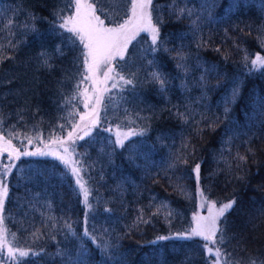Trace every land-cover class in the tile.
I'll return each instance as SVG.
<instances>
[{
    "label": "trees",
    "instance_id": "1",
    "mask_svg": "<svg viewBox=\"0 0 264 264\" xmlns=\"http://www.w3.org/2000/svg\"><path fill=\"white\" fill-rule=\"evenodd\" d=\"M154 4L159 6L156 15L164 18L161 36L171 50L155 54L156 67L169 81L166 91L162 93L157 84L148 82L153 66L147 60H137L140 72L134 93L112 89L109 94L117 95L119 107L116 103L101 107L103 125L75 145L82 161L91 166L85 175L92 178L89 200L93 208L86 228L102 238L101 243L112 245L104 254L84 238L86 264H208L204 249L199 247L201 240L179 236L190 228L198 205L192 173L196 163L201 165L200 184L210 199L236 200L225 214L228 236L232 237L226 245L228 250L245 256L243 247L247 253L264 258V115H257L264 100V69L250 72V62L246 68L244 52L233 43L236 40L247 50L250 59L257 53L264 55L257 39L264 35V0H175V7L193 10L191 17L185 14L179 19L169 10L173 0H154ZM61 8L69 13L73 10L67 7V0H0V46L12 57L0 63V113L4 135L16 125L11 130L20 135L12 142L21 151L44 147L41 141L48 142L50 134L66 137L72 127L69 120H80L79 115L69 116V112L73 108L77 113L84 112L79 97L61 107L73 93L74 60L82 51L69 44L64 33L53 34V24L59 23L54 14ZM193 21H197L198 30ZM26 24L34 25L36 31L26 29ZM105 24L110 26L111 21L105 20ZM201 37L208 44L197 47ZM9 40L17 46L8 47ZM139 43L145 46L147 41L141 37ZM58 44L64 49L63 56L55 54ZM41 51L52 54L51 70L41 66ZM177 51L186 57L187 72L176 66L173 57ZM205 67L213 70L207 74V86L202 87L199 82ZM69 76L73 78L67 79ZM234 83L239 84L240 94L225 114V100ZM119 96L127 97V103ZM125 108L135 124L128 123ZM177 111L191 115L187 124ZM202 115L211 120L219 118L214 130ZM60 124L66 128L61 129ZM118 124L123 130L140 126L147 132L125 141V147H117ZM197 128L203 131L197 133ZM26 136L31 137V143ZM185 142L189 145L186 149ZM176 154L187 156L188 163L168 168ZM238 156H247V160L241 161ZM16 165L7 178L5 225L10 233H16L14 243L18 247L43 251L38 259L22 258L23 264H68L70 258L75 259L81 241L69 236L65 225L71 224L83 237L84 206L75 195L74 179L55 159L22 158ZM20 168L25 179L20 178ZM176 184L187 195L181 194ZM160 201L168 203L173 215H152L155 208L149 205ZM106 207L111 211L105 212ZM139 209H144L150 222L137 228L133 225ZM37 231L39 238L32 235ZM160 236L169 239H157ZM58 251L64 255H57Z\"/></svg>",
    "mask_w": 264,
    "mask_h": 264
},
{
    "label": "snow or ice",
    "instance_id": "2",
    "mask_svg": "<svg viewBox=\"0 0 264 264\" xmlns=\"http://www.w3.org/2000/svg\"><path fill=\"white\" fill-rule=\"evenodd\" d=\"M106 2L108 6H105ZM173 5L169 6L170 12H174L179 19L181 16L187 14L189 17L193 15L192 9L177 8ZM67 7L74 9L68 15H63L64 8L59 9L54 15L59 23L53 24V34L62 35V32H57V29L63 32L70 33L68 37V43L74 48L79 47L82 51L75 57L74 66L76 68L73 76L76 78L75 87L70 97L64 99V105L70 104L79 97L83 103L84 112L77 113L74 108L69 112V116L79 115V122L69 120L71 124V130L67 131V136L62 137L60 135L50 134L48 142L45 143L44 149H38L37 151H21L20 148L13 144V139L19 137L18 132H13L11 129H15L16 125L13 124L8 131V135L3 134V114L0 113V156L7 154V160L9 163H4L0 160V264H23L22 258L29 257V255H36L30 249H24L18 247L14 241L16 239V233H10V230L5 225V201L9 197V183L8 176L13 172L14 168H17L16 161L20 160L22 156H51L53 159L58 160L60 164L64 166L65 173L70 174L75 181V187L78 192L75 195L82 197V203L86 209L85 218L87 221L88 214L93 208L92 202L89 197L93 194V187L90 184L92 179L90 176L85 175L89 172L91 166L87 165L86 161H82L80 153L76 151V142L83 140L85 136H91L92 129L100 123L99 113L101 107L105 109L111 103H116L119 107L116 94L111 93L112 89H118L119 92L132 91L139 83L138 76L140 68L137 65V60H147L148 65L153 66L154 70L149 72V83H155L158 85L159 90L163 93L166 91V86L169 83L167 77L160 71L159 67H156L155 54L161 50L170 52L171 50L166 47V41L161 36V26L163 25L164 18L161 15H156L159 8L154 4V0H67ZM103 17V18H102ZM119 17V19H117ZM199 17H197V20ZM105 20L111 21V25H106ZM9 21L8 27L11 26ZM194 27L198 30L197 21H193ZM26 29L36 31L34 25L26 24ZM243 31V29H241ZM141 33H147L150 38V45L146 48L140 49L138 54L129 52V45L136 39ZM261 47H264V35L257 37ZM77 41L79 44L77 45ZM234 45L242 52L244 66L247 68L250 62L251 69L260 70L264 69V55L257 53L255 58L250 59V54L247 50L240 47V44L234 40ZM208 41L203 40L201 37L197 41V47L206 46ZM8 47L15 48L17 46L12 40L8 41ZM3 47L0 46V63L4 59H11V56H7L3 52ZM217 52L221 50L215 49ZM55 54L64 55V49L61 45H57L55 48ZM149 54L153 58L149 59ZM177 61V68L184 72L188 71L187 65L184 63L186 57L182 52L177 51L175 57ZM225 58L227 54L225 53ZM52 59V54L47 51H41L39 53V62L42 67L49 70L53 65L49 62ZM123 61V63H120ZM211 68H204V72L200 77V86H207V74L212 71ZM72 79L73 77H66ZM111 84L109 86V82ZM131 86V87H125ZM186 87V85H184ZM62 94V93H61ZM240 94V88L238 83H234L231 95L225 100L224 112L227 114L230 111L229 105L235 102V99ZM135 98V97H134ZM109 103H105V101ZM120 101L127 103V97L119 96ZM125 118L128 119L129 124H135L136 121L131 119V113L127 108L124 109ZM140 119H145L136 114ZM176 115L187 124L191 115L184 112L177 111ZM258 116L264 115V100L260 102ZM20 119H23L21 116ZM63 119V117L61 118ZM202 119H208L202 115ZM219 118L216 120L208 119V127L214 130V127ZM199 125V121H195ZM61 129H65L64 124L59 125ZM112 131V129H108ZM203 131L201 128H197V133ZM83 132L81 135L80 133ZM147 132L146 128L136 127L128 128L126 131L121 128V125H116L115 129V145L117 147H125V141L129 140L133 136H144ZM29 143L32 142L31 137H25ZM112 143V141H110ZM183 147L186 149L189 147L185 142ZM252 150L249 149V152ZM86 155V154H85ZM191 155V153H189ZM241 161H246L247 156H238ZM131 159V156H130ZM188 158L182 154H176L168 164V168L175 169L180 164H187ZM21 173V179H25L23 176L24 170L18 169ZM192 173L195 174L196 179V195L200 198L201 203L199 207L207 209V215L201 216L198 212L193 214V226L186 230L184 233H180L179 236L182 239L192 240L199 238L204 243L199 245L205 252V256L213 257L208 264H264V258L252 255L246 252V249L241 247V251L245 252V256H239L232 251H229L226 245L230 243L232 237L228 236V222L226 213L229 212L236 203L235 198L227 201H216L210 199L207 194V189L200 184L201 180V165L196 163L192 168ZM45 173H38V175H44ZM103 177H101L102 179ZM171 180V177H169ZM176 189L184 195H187L186 190L176 184ZM153 201H156V197L153 196ZM150 208L154 207L155 211L152 215L166 214V216L173 215V210L169 208L166 201H160L158 204L152 203ZM105 212H110L111 209L105 208ZM139 215L134 222V227H139L140 224H147L150 222L144 215V209H139ZM264 215V213H262ZM68 229V235L80 240V246L77 250L75 259H69L68 264H86L85 257L88 254V248L85 247L84 238L90 239L92 244L96 245L102 253L107 254L112 247L107 242L101 243L102 238H98L94 232H90L87 228L83 232V237L79 236L73 231L71 224H66ZM107 229H105V232ZM9 235L11 239H9ZM32 235L39 238V232H33ZM157 239L165 240L169 239L166 236H160ZM239 244V242H238ZM5 251L7 258L5 259ZM57 255H64L62 252H57Z\"/></svg>",
    "mask_w": 264,
    "mask_h": 264
},
{
    "label": "rangeland",
    "instance_id": "3",
    "mask_svg": "<svg viewBox=\"0 0 264 264\" xmlns=\"http://www.w3.org/2000/svg\"><path fill=\"white\" fill-rule=\"evenodd\" d=\"M74 10V9H73ZM72 10V11H73ZM68 14H70L67 10L63 13V15H68ZM62 33H64V36H65V38L68 40V37H70V33H67V32H63L62 30H60ZM141 37H144L145 39H146V41H147V44L144 46V45H141L140 43H139V39L141 38ZM150 43H151V41H150V38H149V36H148V34L147 33H141L139 36H137L136 37V39L135 40H133L132 41V43L129 45V52L130 53H134V54H138L139 53V51H140V49H142V48H146V46L147 45H150ZM77 44H79V42L77 41ZM149 55H151V54H149ZM150 57V56H149ZM254 58H255V56H254ZM120 63H123V61H121ZM113 108L114 107H112L111 108V110H113ZM103 124H102V122H101V120H100V123L96 126L97 128H100L101 126H102ZM94 130H95V127L92 129V133L94 132ZM126 131V130H125ZM91 133V134H92ZM81 135L83 134V132H81L80 133ZM87 137H89V136H85L84 137V139L85 138H87ZM131 138V137H130ZM79 141H81V140H78L77 142H79ZM76 142V143H77ZM45 147V146H44ZM44 147H42V148H40V149H44ZM38 149H35V150H33V151H37ZM22 158H47V159H53L51 156H22L20 159H22ZM0 159H4V162L5 163H9L10 161H8L7 160V154L5 153V154H3L2 156H0ZM17 162V161H16ZM15 162V163H16ZM74 184H75V181H74ZM77 189V188H76ZM77 191H78V189H77ZM80 198H81V204L83 205V203H82V197L80 196ZM200 203H201V200H200V198L198 199V205H197V209L194 211V213H199L201 216H204V215H207V209L206 208H201V207H199V205H200ZM84 206V205H83ZM85 212H86V209H85V207H84V217H83V219H82V235H83V232H84V230L86 229V223H87V221H86V218H85ZM193 213V214H194ZM193 214H192V216H191V219H190V227L191 226H193V219H192V217H193ZM227 214V213H226ZM190 229V228H189ZM199 239V238H198ZM202 242V244L204 243L203 241H201ZM32 252H35L36 253V255H29L31 258H33V259H38L42 254H43V251L42 250H34V251H32ZM5 256H6V258H7V253H6V251H5ZM212 259H214L213 257H208V260L210 261V260H212Z\"/></svg>",
    "mask_w": 264,
    "mask_h": 264
}]
</instances>
